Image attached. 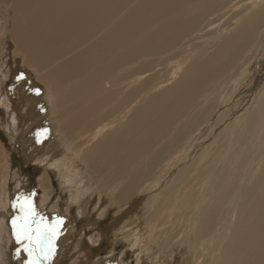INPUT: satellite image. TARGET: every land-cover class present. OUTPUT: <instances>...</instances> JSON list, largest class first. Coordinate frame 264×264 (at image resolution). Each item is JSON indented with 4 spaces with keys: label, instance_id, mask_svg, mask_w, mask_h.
Masks as SVG:
<instances>
[{
    "label": "bare ground",
    "instance_id": "6f19581e",
    "mask_svg": "<svg viewBox=\"0 0 264 264\" xmlns=\"http://www.w3.org/2000/svg\"><path fill=\"white\" fill-rule=\"evenodd\" d=\"M12 23L17 40L21 42L22 36L46 69L41 74L43 83L51 75L58 78L69 100L66 111L76 115L75 123L81 124L101 108L107 109V116H114L101 120L95 128L87 126L88 137H84L87 132L80 136V129L65 136L71 149L81 153L98 173L102 184L109 183L120 200L126 194L130 208L150 227L152 223L164 226V211L173 206L177 215L172 220L175 229L167 230L169 242L181 253L202 256L204 264L221 263L217 260L222 248V234L214 224L217 215L227 226L234 214L238 224L251 220V231L237 225L229 246L242 264H264V171L250 186L251 175L245 186L241 174L212 205L213 193L225 185L215 189L208 184L209 172L219 167L223 170L220 179L227 181L240 155L238 166L241 163L239 167L248 175L264 162V152L258 157L262 149L250 150L262 139L264 147V0H20ZM196 38L203 41L195 42ZM205 40H217L216 47L202 52L208 47ZM188 47L198 52L174 61ZM8 62L0 55V78L8 74ZM166 67H172L173 73L182 72L179 80L162 90L159 84L152 88L147 81L140 82L131 90L145 92L135 111L128 97L126 108L113 99L119 95L112 93V87L123 81L124 87L132 85L133 74L141 78L146 70L156 72L158 68L157 75ZM235 106V113L227 118ZM26 115L21 116L25 121ZM57 118L62 125L68 124L59 104ZM121 119L123 127L113 132L111 140L100 142L112 150V159L104 162L101 157H90L87 146L99 145L102 133ZM217 142L218 156L185 176L188 164L190 169ZM37 150L28 154L37 157ZM182 157L187 160L179 166L177 160ZM198 175L202 180L198 181ZM49 184L46 175L41 185L48 189ZM1 218L0 238L5 230ZM237 229L245 232L239 240ZM211 237L221 243L210 246Z\"/></svg>",
    "mask_w": 264,
    "mask_h": 264
},
{
    "label": "rangeland",
    "instance_id": "374dc122",
    "mask_svg": "<svg viewBox=\"0 0 264 264\" xmlns=\"http://www.w3.org/2000/svg\"><path fill=\"white\" fill-rule=\"evenodd\" d=\"M19 1L0 0V55L7 62L9 60L8 74L0 78L3 83H0V204L3 198L5 200L4 207L0 208V217H2L1 220L5 228L0 238V251L2 252H0V262L2 264H26L30 259L28 252L25 251L27 242L17 240L16 230H14L12 223L14 218L22 216L20 204L25 199H30L39 214L37 220L43 217L45 224H52L57 221V218L60 221L56 223V235L52 241L53 251L47 259L42 258V264H78L77 262L82 259L85 262L83 261L81 264H204L202 256H196L194 252L191 254L189 252L181 253L174 250L173 244L169 242L170 228L175 229L172 224L173 215H177L173 206L170 205L164 211L166 214L164 226L159 223L153 226L154 223H152L150 227L146 224V221L140 220L143 217L138 212L130 208L129 202L126 201V194L123 195L125 201L120 200L116 192L109 188V183L102 184L101 177L89 167L82 154L77 153L81 156L79 157L71 149L73 146L70 143L67 144L68 142L66 143L65 136L67 137L68 132L75 133L80 129V136L87 132L84 137H88L90 131H87V126L95 128L101 120L114 116H107V109L101 108L99 111H94L95 113L93 112L90 116H87L81 124L74 122L76 115L66 111L69 100L66 93L60 89L58 78L51 75L49 80L43 83L41 74L45 73L46 69L31 52L25 39L20 36L21 42L17 40V31L13 27L12 21L17 12ZM5 8H7V12L4 11ZM194 41L203 40L196 38ZM205 41L208 47L202 52L212 51L216 47L217 40ZM4 48L8 51L7 55ZM189 49L188 47V50L174 61L198 52H192ZM185 69L186 66H184ZM158 70V68L155 70L156 72L152 69L146 70L141 78H139V74H133L131 80H134V83L128 85V87H124L126 81H123L122 85H115L116 88L112 87V93L119 95V97L115 99V96H113V99L117 103H121L123 108H126L127 103L124 100L128 97L131 108L135 111L138 105H141V94L145 92H139L137 89L135 91L131 90H134L140 82L147 81V84L152 88L157 87L159 84L161 87L159 90H162L174 85L182 73L180 71L173 73L172 67H166L163 73L154 75ZM0 73H3V70H0ZM21 74L22 78L18 79ZM36 75L40 77L38 78ZM52 83H56V85ZM37 89H39V92L36 91ZM130 92L131 97L129 96ZM50 95H53V100ZM17 103L20 104V107L18 106L19 108L15 112L13 107ZM57 104L66 113L68 124L65 126L57 118ZM236 109V106L233 107L227 118L232 116ZM32 112L35 113V118H33ZM25 113L28 115L26 121L21 117L26 115ZM130 116L131 111L129 112ZM219 124L220 122L216 126ZM123 125V119L114 121L111 128L104 131L100 136L99 145L95 142L87 146V148L90 147L88 149L89 156L92 158L101 157L104 162L112 159V150L102 146L100 142L107 138L111 140L113 132L117 128L123 127ZM42 129L48 131L39 138L38 142L37 132ZM224 134L225 132H221V135ZM25 139H29V143ZM79 140L77 139V141ZM262 143L263 139L250 147L251 151L262 149L258 157L264 152V147L261 148ZM35 147L38 149V156L32 157L28 152L32 153L34 149L36 150ZM197 147L198 145L196 149ZM203 154L202 159L191 165L190 169L188 164L185 176L192 173L198 166L205 165L218 156V142L213 147L204 150ZM242 158L243 155H240L235 159V170L227 181L220 179L223 173L221 167L216 172L212 173V170L209 172L208 184L215 189L218 185H225L222 189L220 188L221 190L218 189L213 193L212 197L215 196L214 198L211 197L212 200L210 199L211 205L228 192L229 186L239 179L241 174L246 179L245 186L248 184L250 175L251 181L248 185L257 182V177L264 171V162L260 163L255 173L248 175V171L243 173V168L239 167L241 163L238 166ZM186 160V157L179 158L177 164L180 166ZM55 161L60 170L56 168ZM250 162L249 158L248 167ZM46 175L51 183L48 189H44L41 185L42 178ZM178 175L182 177L183 173L180 172ZM197 178L198 181L202 180L200 175ZM169 182L177 184L171 179ZM207 187L208 185L205 186L204 191L201 190L203 194H206ZM227 206L228 204L225 208ZM170 214L172 216H168ZM51 215L52 217H50ZM219 221L220 217L217 215L214 224L215 229L220 228L222 234L221 257L217 259L221 263L212 261L210 263L242 264L239 254V259L233 254L229 242L234 239L237 225L242 224L243 227H247L251 231L253 221L246 219L238 224L236 214H234V219L228 226L226 222L220 223ZM17 223L19 225L20 221L17 220ZM110 226L116 227L110 229ZM237 231L239 233L237 240H239L245 235V232L238 229ZM224 237H226V240ZM59 239L63 240V243H60ZM211 240L210 246L217 247L221 243L219 238L213 240L211 237ZM3 252H5V255Z\"/></svg>",
    "mask_w": 264,
    "mask_h": 264
},
{
    "label": "snow or ice",
    "instance_id": "6c2138e0",
    "mask_svg": "<svg viewBox=\"0 0 264 264\" xmlns=\"http://www.w3.org/2000/svg\"><path fill=\"white\" fill-rule=\"evenodd\" d=\"M19 78H22V74ZM36 91L39 92V89ZM47 131V129H42L37 132L38 142L39 138L46 134ZM20 211L22 216L14 218L12 223L14 230H16L17 240L27 242L25 251L28 252L30 259L26 264H42V258L47 259L53 251L52 241L55 239L56 223L60 222L59 218L52 224H45L43 217L37 220L36 218L39 214L30 199H25L20 204ZM17 220L20 221L19 225Z\"/></svg>",
    "mask_w": 264,
    "mask_h": 264
}]
</instances>
